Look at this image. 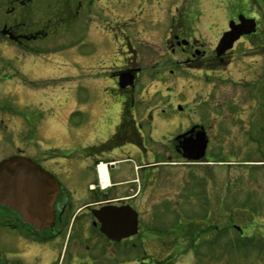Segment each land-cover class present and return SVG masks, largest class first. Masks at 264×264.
Returning <instances> with one entry per match:
<instances>
[{"label":"flooded vegetation","instance_id":"1","mask_svg":"<svg viewBox=\"0 0 264 264\" xmlns=\"http://www.w3.org/2000/svg\"><path fill=\"white\" fill-rule=\"evenodd\" d=\"M203 1L205 0H163L158 12H155L159 20H146L151 26L161 24L165 27L162 38L159 39L165 48L164 53L160 54L162 58L147 61L146 47L153 44L143 36H146L145 24L139 27L140 30L136 28L132 36L127 38L126 52L110 54L107 51L101 55L103 59L106 58L103 62H108L102 73L108 82L104 90H107L109 96L108 112L111 119L93 120L92 123H86V128H82L83 124L77 125L75 129L71 126L74 133L78 132L75 148H69L73 146L70 143L74 134L59 138L58 145H49L39 155L27 156L17 149L15 153L0 160L26 158L39 169L38 176L32 177L39 184L36 190L38 196L32 200L37 199L42 204V214L30 217L29 221H35L29 223L24 221L17 210L0 200V264H133L132 249L136 246L141 256L134 264H147L145 257L148 233L159 231L149 224L156 221L152 218L154 215H149L151 212L148 213L147 207L175 205L173 195L155 197L161 190L157 183L160 168H165L167 173L184 169L189 171L188 174L195 166H204L209 171L223 168L222 166L228 169L226 166H230L232 162L218 160V157H225L221 155L223 149L220 154L212 155L211 160L207 153L217 125L218 130L220 125L237 128L241 136L255 145L256 151L250 155H260L256 154L259 152L256 145L260 143L257 127L261 117L257 119L258 112L255 115V132L249 129L253 119L250 115L254 113V105H251L257 104L259 112L260 108H264V98L261 97V94L264 96V69L253 70L250 64L247 65L248 68L242 71V77L246 79L241 83L231 75L221 77L220 73H226V68L232 64L231 54L235 52L238 43L256 46L247 48L254 52V62H258L260 57L264 58V54L259 55V52L264 51V0H236L249 7L248 12L239 11L235 17L226 19V28L221 36L228 31L231 22L239 24L242 16L247 20H254L255 28L253 32L239 37L230 50L219 56L216 48L221 36L213 43L210 38L198 33L197 20L201 15L197 14L206 9L205 6L200 11L199 4ZM19 3L21 6L25 5L23 1ZM224 8L228 9V5ZM259 13L263 14L262 19L259 18ZM11 26H4L1 35L7 39L12 38L13 43L45 36V32L41 30L25 34L14 30L16 24ZM86 36L88 35L85 34V38ZM112 49L115 50V45ZM165 54L166 61L163 60ZM83 56H79L76 71L80 65L83 70L90 69L89 66L85 68L86 58L96 61L100 55L92 51ZM168 64L171 68L166 71L168 67L164 65ZM196 71L205 77L217 73L224 83L234 84L237 90H246L248 106L238 107L237 103H231L228 98L222 97L214 106L211 104L203 126L196 123L198 111H201L199 105L203 103V107L209 106V97L200 100L199 107L196 108L194 97L190 96V87H187L185 94L180 86V79L185 74L191 73L195 77ZM91 77L97 80L99 73ZM81 78L82 75L77 72L76 79ZM33 84L29 83L31 87ZM207 94L210 95L211 92ZM79 113L83 114L81 111ZM26 119L33 124L32 119ZM262 119L264 121V116ZM57 128L62 132L56 131V136L66 135L67 125L64 129ZM225 131L229 132L226 137L219 130V140L232 135L229 129ZM200 132H203L206 142L203 158L199 161L185 158L193 155ZM93 133L97 138L87 141L86 138ZM83 134L85 139H82ZM81 144L86 146L82 147ZM186 146L188 150H185ZM226 154H232L233 157L234 152L224 155ZM258 162L241 161L239 164H262ZM101 166L104 167V177L98 176L97 169ZM17 168L21 167L12 166L8 170ZM47 175L52 179H47ZM48 204L50 213L46 208ZM138 206L144 210L143 213L139 212ZM131 210L137 215L134 235L131 234ZM116 212L121 225L118 228L112 227L107 235L101 231V219L109 220ZM207 217L205 214L204 220Z\"/></svg>","mask_w":264,"mask_h":264},{"label":"rangeland","instance_id":"2","mask_svg":"<svg viewBox=\"0 0 264 264\" xmlns=\"http://www.w3.org/2000/svg\"><path fill=\"white\" fill-rule=\"evenodd\" d=\"M20 1L25 5L21 6ZM162 3L163 0H0V160L17 149L27 156L39 155L49 145H58L59 138L74 134L70 143L73 146L69 148H75L78 132L74 133L73 129L77 125L83 124L82 128H86V123L93 120L111 119L109 96L104 90L108 82L102 73L108 62H103L106 58L101 55L107 51L110 54L126 52L127 38L145 24L146 36H143L154 45L146 47L147 61L162 58L160 54L165 48L159 39L165 27L146 23L147 19L151 22L159 20L155 12ZM226 5L228 9L224 8ZM199 6L200 11L205 6L206 9L197 14L201 15L197 20L198 33L213 43L226 28V19L235 17L239 11L247 13L249 9L236 0H205ZM262 15L259 13V18L262 19ZM12 24H16V32L28 34L41 30L45 36L13 43L1 35L3 27H12ZM85 34L88 35L86 38ZM111 45H115L114 51ZM247 48L256 46L237 44L231 54L233 62L226 68V73H220L221 77L231 75L241 83L246 79L242 77V71L248 68L247 65L250 64L253 70L264 69V58L254 62V52ZM92 51L100 56L96 61L86 58L85 68L89 66L90 69L83 70L80 65L76 71L79 56ZM263 54L264 51L259 52V55ZM166 58L165 54L163 60ZM164 66L168 67L166 71L171 68L169 64ZM77 72L82 75L80 80L76 79ZM97 73L99 77L94 80L91 76ZM194 73L195 77L191 73L185 74L180 79V86L185 94L190 87L193 103L196 108L201 107L196 123L203 126L211 104L214 106L222 97L237 103L238 107L248 106L246 90H237L234 84L224 83L217 73H211L210 77L200 76L197 71ZM30 82L34 83L33 87ZM209 91L210 95L207 94ZM207 97L209 106L203 107V103L198 106L200 100ZM261 97L264 98L262 94ZM253 105L249 131L255 132V123L261 117L257 127L258 157L251 156L256 151L255 145L241 136L237 128L220 125L219 130L225 137L229 134L225 129L232 135L219 140L217 125L207 153L211 160L212 155L220 154L223 149L221 155L225 157H218V160L232 162L226 166L228 169L222 166L209 171L204 166H195L190 174L184 169L171 173L165 168L159 169L157 183L161 190L155 197L173 195L175 205L147 207L148 213L151 212L149 215H154L152 218L156 221L149 224L159 230L148 233L147 264H264V108L259 112L257 104L251 107ZM73 112L75 114L71 115ZM195 112L197 114V109ZM26 117L32 119L33 124ZM65 125L68 136H56V131L62 132L57 127L64 129ZM82 137L86 138L84 134ZM96 138L93 133L86 140ZM229 152H234L233 157L232 154L224 155ZM241 161L262 164L241 166ZM137 208L143 213L141 206ZM205 214L208 215L206 220ZM140 256L139 249L134 247L132 263Z\"/></svg>","mask_w":264,"mask_h":264},{"label":"water","instance_id":"3","mask_svg":"<svg viewBox=\"0 0 264 264\" xmlns=\"http://www.w3.org/2000/svg\"><path fill=\"white\" fill-rule=\"evenodd\" d=\"M239 24L235 25L233 22L229 24V31L225 32L216 48L217 56L232 48L233 43L244 34L254 31V20H247L243 16L239 18ZM12 39V38H11ZM206 142L204 140L203 132H200L195 142L192 156H185L187 159L200 160L204 156ZM188 147L186 146V149ZM18 166L16 170H8L9 167ZM25 167V168H23ZM39 169L28 159L11 157L0 162V200L7 204L12 209L17 210L25 222H34L30 217H38L42 212L40 210L42 204L38 202L36 194L39 184L34 182L33 176H38ZM47 179L52 178L47 175ZM47 212L50 213V205H46ZM117 211V210H115ZM101 231L108 235V230L112 227L118 228L119 224L118 213H114V217L109 220L101 219ZM137 228V215L131 210V234L134 235Z\"/></svg>","mask_w":264,"mask_h":264},{"label":"bare ground","instance_id":"4","mask_svg":"<svg viewBox=\"0 0 264 264\" xmlns=\"http://www.w3.org/2000/svg\"><path fill=\"white\" fill-rule=\"evenodd\" d=\"M100 169H101V173L103 174V173H104V168H103V166H101Z\"/></svg>","mask_w":264,"mask_h":264}]
</instances>
